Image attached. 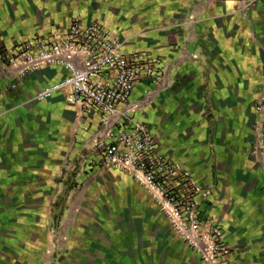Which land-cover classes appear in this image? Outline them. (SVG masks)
Here are the masks:
<instances>
[{"label":"crops","instance_id":"crops-1","mask_svg":"<svg viewBox=\"0 0 264 264\" xmlns=\"http://www.w3.org/2000/svg\"><path fill=\"white\" fill-rule=\"evenodd\" d=\"M134 11H125L126 15L119 11V17L95 13L80 18L105 22L124 41L126 52L141 50L162 60L166 69L164 83L157 87L142 82L136 87L130 98L131 117L146 123L159 150L187 167L196 182L211 191L204 210L223 227L231 249L224 264H264V166L254 152L255 103L264 97V32L250 33L248 39L240 41V48L230 45L219 55L210 54L191 33L174 31L172 25H157L160 18L170 20L161 15L165 10L158 1H150ZM258 19L264 24V13ZM70 24L62 22L56 5H47L44 0H0V168L5 169L0 172V182L10 184L12 191L16 189L13 193L18 194V183L33 177L30 166L46 143L59 152L48 158L53 165L61 159L64 142L86 140L84 167L117 186L125 201V227L108 225L99 242L105 257L102 263L203 264L135 179L102 162L95 149V116L70 104L67 90L49 101L35 100L39 90L63 79L67 73L60 67L45 66L22 74L8 64L7 55L20 45L64 32ZM47 110L64 113V122L56 132H51L57 137L46 140L42 137L45 128L40 125ZM74 118L82 122L79 127ZM78 130L80 136L76 139ZM51 181L44 178L38 182ZM41 191L33 193L40 192L42 199ZM54 223L51 220L48 227L38 225L36 234L31 229L20 236L28 241L31 235L35 250L46 247V241L52 240ZM1 227L0 232L5 227L2 222ZM82 231L75 229L79 233L70 244L82 245L86 251L81 253L92 256L98 240ZM114 245L119 246L117 255L111 250ZM25 247L27 256L23 264H39L38 259H29L30 248ZM13 255H0V264H14Z\"/></svg>","mask_w":264,"mask_h":264},{"label":"built area","instance_id":"built-area-1","mask_svg":"<svg viewBox=\"0 0 264 264\" xmlns=\"http://www.w3.org/2000/svg\"><path fill=\"white\" fill-rule=\"evenodd\" d=\"M124 41L101 20L75 18L64 32L26 42L7 55L22 74L60 67L66 77L39 90L38 102L69 91L68 102L97 119L95 149L107 167L130 174L155 202L172 229L203 264H224L231 249L222 225L204 207L211 191L184 165L164 155L148 125L134 121L130 98L142 82L160 87L166 69L159 57L124 50ZM257 145L264 147V107L260 104Z\"/></svg>","mask_w":264,"mask_h":264},{"label":"rangeland","instance_id":"rangeland-1","mask_svg":"<svg viewBox=\"0 0 264 264\" xmlns=\"http://www.w3.org/2000/svg\"><path fill=\"white\" fill-rule=\"evenodd\" d=\"M47 5H56L59 9L62 22L70 23L77 17H86L99 13H107L109 16L126 15L125 11L138 10L150 1H158L164 8L163 17L157 25H172L174 31H187L202 43L210 54H221L224 48L232 46L242 47L239 43L243 39H248L250 33L264 32V24L259 21V16L264 13V0H44ZM163 9L161 8L160 11ZM168 10V11H167ZM134 11V12H135ZM126 13V14H125ZM160 14V13H159ZM158 26V27H159ZM113 30V29H112ZM248 36V37H247ZM244 41V40H243ZM263 46V44H262ZM264 47V46H263ZM264 107V97L259 98L255 103L256 121L255 156L264 166V147L259 150L257 145V129L261 122L259 105ZM64 113H56L47 110L42 118V125L45 128L46 140L57 135H52V130L57 131L58 126L64 122ZM76 127L81 125V121L74 118ZM80 121V122H79ZM262 125V122H261ZM264 131L261 130V133ZM51 134V135H50ZM80 136L79 130L75 138ZM86 140H75L64 142V150L61 152L59 162L52 165L48 158L54 154V145L46 143L45 148L40 149L37 161L30 166L33 177L26 182L18 183L17 189L21 192L13 193L10 184L0 182V229L1 222L5 227L0 235V255L14 254V264H23L25 260L26 247L30 248L28 257L38 259L39 264H103L102 250L99 242L101 237L106 235L107 226L111 228H124L122 224L125 201L123 193L119 188L94 174L92 170L84 167L88 151L84 147ZM51 156V157H50ZM256 158V159H257ZM57 161V160H56ZM259 161V162H260ZM83 163V168L80 167ZM79 169H83L79 171ZM0 172L5 169L0 168ZM52 180L51 182H38L40 179ZM64 182H73L74 187L68 194L65 205V214L57 226L54 222L55 212L52 204L55 195H58L64 188ZM22 183V184H21ZM8 186V187H7ZM42 189L41 193H33ZM59 192V193H58ZM123 210V211H122ZM54 223L51 239L46 247H38L35 250L31 244V235L28 241H24L25 236L21 234L33 229L37 233L36 227L39 225L48 227L50 221ZM23 226V229H17ZM113 226V227H112ZM35 229V230H34ZM75 229L83 230V234L93 235L98 240V246L92 248V256L85 252L81 245L76 247L70 244V240L77 238ZM106 229V230H105ZM46 231V229H45ZM45 232L44 237H46ZM55 239L53 240V238ZM106 237V236H105ZM48 239V238H47ZM105 240V239H103ZM104 242V241H102ZM117 244V243H116ZM26 248V249H25ZM101 248V249H100ZM119 246L114 245L111 249L113 255H117ZM103 251V252H102ZM80 255V256H79ZM27 256V255H26ZM53 256V260L50 259ZM84 256V257H83ZM91 257V259L89 258ZM2 258V257H1ZM2 260H5L2 258ZM53 261V262H52ZM130 261V260H129ZM130 263V262H129ZM136 264V263H134Z\"/></svg>","mask_w":264,"mask_h":264},{"label":"trees","instance_id":"trees-1","mask_svg":"<svg viewBox=\"0 0 264 264\" xmlns=\"http://www.w3.org/2000/svg\"><path fill=\"white\" fill-rule=\"evenodd\" d=\"M64 187V190L56 197L53 203V210L55 212L54 220L57 226H59V223L65 214V205L68 194L74 187L73 182L71 184H69V182H65Z\"/></svg>","mask_w":264,"mask_h":264}]
</instances>
